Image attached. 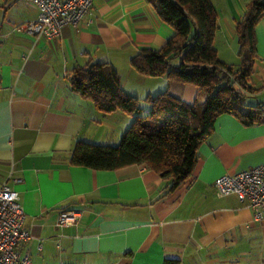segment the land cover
<instances>
[{
	"label": "crops",
	"instance_id": "crops-1",
	"mask_svg": "<svg viewBox=\"0 0 264 264\" xmlns=\"http://www.w3.org/2000/svg\"><path fill=\"white\" fill-rule=\"evenodd\" d=\"M217 12L213 45L219 59L240 62L236 22L253 0H211ZM38 15L25 0H0V184L8 177L31 236L18 246L31 264H264V219L236 195H219L214 181L264 163V121L217 117L199 144L189 176L171 187L142 164L93 169L69 163L73 143L116 144L133 117L103 112L69 84L74 67L109 62L121 87L149 109L146 96L164 90L188 103L197 86L139 73L130 58L158 49L173 28L148 0H93L77 26L56 38L18 26ZM256 57L249 83L264 103V13L253 29ZM264 110V104H263ZM62 209L79 212L57 226Z\"/></svg>",
	"mask_w": 264,
	"mask_h": 264
},
{
	"label": "trees",
	"instance_id": "trees-1",
	"mask_svg": "<svg viewBox=\"0 0 264 264\" xmlns=\"http://www.w3.org/2000/svg\"><path fill=\"white\" fill-rule=\"evenodd\" d=\"M148 1L174 33L158 49L137 51L130 58L131 66L143 75L195 85L200 96L188 103L164 90L146 96L149 109L145 112L139 98L121 87L109 62L74 67L69 74L73 91L103 112L119 109L133 120L116 144L76 140L69 163L93 169L142 164L175 187L191 173L197 148L211 134L219 115L232 114L244 125L264 121L263 100L253 101L255 90L249 83L256 57L253 29L264 13V0H253L236 22L240 44L236 67L217 56L213 45L217 12L211 0ZM163 264L180 262L165 258Z\"/></svg>",
	"mask_w": 264,
	"mask_h": 264
},
{
	"label": "built area",
	"instance_id": "built-area-1",
	"mask_svg": "<svg viewBox=\"0 0 264 264\" xmlns=\"http://www.w3.org/2000/svg\"><path fill=\"white\" fill-rule=\"evenodd\" d=\"M38 9L36 18L22 23L17 30L24 29L48 39L60 35L65 25L77 26L89 12L93 0H25ZM18 177H8L0 184V264H31L28 253L21 254L18 246L30 238L24 228V211L19 202L18 191L13 187ZM221 196L234 194L252 209L255 219H264V163L232 174H223L214 181ZM79 212L62 209L56 214L55 224H75Z\"/></svg>",
	"mask_w": 264,
	"mask_h": 264
}]
</instances>
